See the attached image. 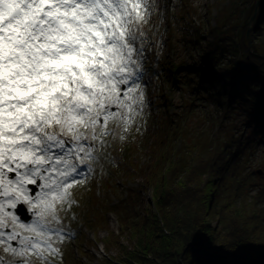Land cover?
Returning a JSON list of instances; mask_svg holds the SVG:
<instances>
[{
	"label": "snow or ice",
	"instance_id": "snow-or-ice-1",
	"mask_svg": "<svg viewBox=\"0 0 264 264\" xmlns=\"http://www.w3.org/2000/svg\"><path fill=\"white\" fill-rule=\"evenodd\" d=\"M155 10V0H0V264L62 258L60 213L81 169L145 107Z\"/></svg>",
	"mask_w": 264,
	"mask_h": 264
},
{
	"label": "trees",
	"instance_id": "trees-1",
	"mask_svg": "<svg viewBox=\"0 0 264 264\" xmlns=\"http://www.w3.org/2000/svg\"><path fill=\"white\" fill-rule=\"evenodd\" d=\"M255 1H215L209 6L215 9L213 23L206 29L199 21L191 34L179 30L197 64H174L176 72H184L181 85L190 98L207 100L213 108L207 110L205 124L191 128L184 122L188 105L172 119L162 89H153L161 118L151 159L127 172L139 173L137 190L150 188L151 202L143 208L141 193L127 189L125 199L108 207L117 216V233L102 219L92 220L96 228H105V264H218L212 257L222 264H240L257 255L264 259V59L258 57L264 55V10L251 33V50L245 39ZM155 65L157 74L164 70L170 81V61L160 58ZM113 145L117 154L106 161V183L115 174L118 155L128 157L133 150L126 140ZM124 237L126 245L120 241ZM111 249L116 256L108 254Z\"/></svg>",
	"mask_w": 264,
	"mask_h": 264
},
{
	"label": "rangeland",
	"instance_id": "rangeland-1",
	"mask_svg": "<svg viewBox=\"0 0 264 264\" xmlns=\"http://www.w3.org/2000/svg\"><path fill=\"white\" fill-rule=\"evenodd\" d=\"M215 1L218 0H170V6L167 8L165 0H155L156 10L152 13L149 23L144 25L147 36L152 38L151 40L153 41L154 48L157 50L154 51V49H152L153 55L154 52H158L160 54L158 55V59L163 57L164 60L172 59L178 63L189 62L197 65L191 59L192 55L195 56L194 50L189 49V46L183 42L185 35H181L179 28L183 29V26L197 28L199 26V21H201L204 23V29H206L207 24L213 23L215 9H210L209 6ZM184 7L195 8L196 12L186 14V11L183 10ZM262 8L264 10V4ZM169 20H171L172 23ZM169 22L171 24H169ZM259 22L257 21L256 24H259ZM262 24L264 25V20ZM166 33H168L167 36ZM153 58L155 62L157 58L154 56ZM148 59L149 55L146 56V61H148ZM154 62H150L149 64L150 69L147 72V77L152 82L157 79L156 83L159 84L162 92L164 94L166 93L169 98L167 100L170 106L167 109L168 113H171V118L174 119L181 113L182 110H184L182 109L183 106L187 104L188 114L184 121L185 126L198 128L205 124L206 112L212 109L213 105L201 98L197 100L190 98L189 95L191 94L181 85L184 72L180 69L177 72V82H175L174 92H168L167 88L170 87L173 80L166 81L167 77L164 76V70L162 69H160L161 78L157 76ZM152 88L151 84L144 88L145 100H151V109L146 112L143 111L140 116L136 117L135 124L128 130L125 139H123L126 140V145L133 146V150L129 153L128 157L118 155L119 159H117V161L119 164L116 166L115 174L113 175L111 173L109 176L111 181L107 182V185L104 184L106 180L103 177L104 159L99 155L97 161L93 165L95 170L92 171V176L73 189V203L71 205L66 204L60 216L65 217V223L69 220L67 224H70L75 229L62 224L63 228L66 229L71 236L65 238L60 245L62 258L57 257L55 259V264H105L104 260L107 259V254L101 242L106 235L104 231L105 228H96L97 221L92 220L102 219L109 229L117 233L120 229L117 216L113 211L108 210V207L110 205L114 206V204L121 199H125L128 192L127 189H139V185L142 182L139 173L134 172L132 176H129L127 172L129 169H132V166L134 168L144 166L151 159L150 155L153 141L159 131L158 124L161 118V112L159 110L161 108H157L155 104H153ZM179 88H182L184 91H179ZM107 138H110V145L112 143H118L120 145L121 142H123L118 136H110ZM113 144L109 149L116 155L117 153L112 149L115 148ZM259 149L261 148H258V150ZM118 150L119 148H117V151ZM104 153H106V151H104ZM254 163L256 164L255 161ZM150 190V188L146 189L144 192L137 190L141 192L138 198L145 203L146 200H148L151 192ZM77 200H79L78 204L76 203ZM143 208H145V206ZM211 224H215L214 219L211 220ZM124 235L128 236V234H123V236ZM126 240L125 237L120 238L121 243L125 245L127 244ZM108 254L112 257L116 256L115 249H111ZM160 264L175 263L173 260H167Z\"/></svg>",
	"mask_w": 264,
	"mask_h": 264
},
{
	"label": "water",
	"instance_id": "water-1",
	"mask_svg": "<svg viewBox=\"0 0 264 264\" xmlns=\"http://www.w3.org/2000/svg\"><path fill=\"white\" fill-rule=\"evenodd\" d=\"M262 2H263V0H256L255 1L254 7H253V10H252V13H251V15L249 16V18H248V20L246 22L245 39H246L247 47H248L249 50H251V31H252V26L256 23L257 16L259 14L258 13L259 12V7L262 4ZM258 57L264 59V55H259ZM19 213H20V215L23 218L26 217L25 212L21 208L19 209ZM198 251L200 252V250H198ZM203 255H205V256H211L208 253L203 254ZM212 256H214V255H212ZM212 258L214 260H216L218 262V264H222L221 262H219L217 260V258H215V257H212ZM240 264H264V259L261 258V257H259V256H257V257H254V259H252L251 261H246V262L240 263Z\"/></svg>",
	"mask_w": 264,
	"mask_h": 264
}]
</instances>
